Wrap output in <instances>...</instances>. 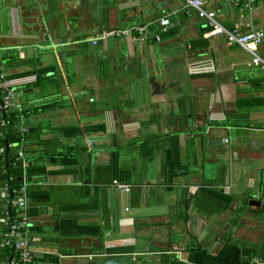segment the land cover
Returning <instances> with one entry per match:
<instances>
[{
    "label": "crops",
    "instance_id": "obj_1",
    "mask_svg": "<svg viewBox=\"0 0 264 264\" xmlns=\"http://www.w3.org/2000/svg\"><path fill=\"white\" fill-rule=\"evenodd\" d=\"M24 1L14 0L16 11L38 15L35 23L45 22L49 28L44 29V23L40 29L34 24L40 40L26 39L35 55H55V50L62 54L59 74L41 61L33 71H23L32 84L18 88L14 97L25 113L24 125L30 132L40 127L42 139L59 140L61 154L60 160L52 162L50 155L56 154V147L44 143L30 145V155H24L29 161L36 158L45 170L35 176L39 181L36 185L45 193L35 206L41 213L28 217L30 227L35 228L28 241L33 255L56 256L55 264H114L120 256L129 257V264H191L189 250L217 251L220 237L227 231L226 222L233 219L236 224L228 230L234 238L257 242L264 232V68L249 64L251 55L236 45H226L222 35H206L203 20L192 9L182 8L183 0H100L97 3L103 6L97 16V3L80 0L59 18V26L58 18H52L55 7L46 12V0ZM37 3L43 9L36 8ZM56 5L59 9L57 1ZM207 8L214 10L216 20L225 28L238 24L245 30L246 23L250 28L264 25V0H257L251 10L227 0H211ZM143 11L145 15L138 20ZM164 12H169L171 23L166 30L174 33L156 40V19ZM27 19L31 25L32 18ZM133 24L147 25L142 40L133 32L101 40L97 54L89 51V45L99 42L91 44L89 39L102 30ZM200 33L207 44L191 47ZM16 40L0 37V59L3 50L17 46ZM254 52L264 57V41ZM97 55H109V63L115 57L119 61L116 55H120L123 68L118 69L122 71L111 63L101 74ZM107 76H119L118 82L127 85L109 84L104 79ZM40 80L49 83L42 87ZM121 88L131 100L128 108L99 104ZM50 102L59 106L33 111ZM72 123H103L105 127L102 132L76 138L49 132L50 127ZM171 144L177 146L178 163L171 167L169 180L164 176L168 172L164 155ZM42 154L47 157L41 158ZM71 156L75 162L65 160ZM113 159L126 171L122 182L129 185L128 192L113 186L112 176L105 171ZM222 166L226 176L216 182ZM209 187L229 194L232 210L205 212L207 199L200 190ZM184 197L190 204L186 223L178 209ZM250 199L258 205H248ZM197 200L202 206L196 205ZM213 214L221 216L219 224L223 226L212 232ZM58 224L66 234L59 232ZM72 228L81 231L74 234L69 231ZM37 231L47 239L38 243ZM122 245L133 249L122 253L112 250Z\"/></svg>",
    "mask_w": 264,
    "mask_h": 264
},
{
    "label": "trees",
    "instance_id": "obj_2",
    "mask_svg": "<svg viewBox=\"0 0 264 264\" xmlns=\"http://www.w3.org/2000/svg\"><path fill=\"white\" fill-rule=\"evenodd\" d=\"M172 33H174V30L169 29L162 33L159 32L157 34L159 38H165L171 35ZM200 42H205L207 44V41L204 38H202L201 33L196 39L191 41V47H199V48L201 46L204 47L205 43L202 44ZM24 75H26V73L17 74V76H24ZM58 106L59 104L56 102L44 103L42 105L34 107L33 111L35 112L45 111V110L57 108ZM21 114L23 115L25 113L22 111ZM11 115L13 114H10L9 116ZM104 127L105 125L103 123H94L83 126H80L77 123H72L70 125L50 127L49 132L52 131L53 133L66 138H76L78 136L83 135L84 133H89L92 131L102 132L104 131ZM30 130L31 129L27 128L26 132L18 133L17 131L13 130L10 127H1L0 129V147H2V152L0 153V183L4 182L9 176L11 177L10 180H7L9 189L11 188L17 189L21 183L20 178L22 176H25V180H26L25 214L27 216V221L29 220L28 219L29 216H34L41 213L39 210L35 209L36 208L35 206H38L39 201L40 200L42 201L45 198V193L36 185L39 183V181L36 180L35 176L44 173L45 170L42 165L39 166L37 164L38 162L36 158L33 159L30 158L31 161H29L26 157H24L26 164L20 169V163L18 162H15V164L12 163V160L17 150H21L23 152V155L26 156V154H29L32 151V147H30L29 149L30 145L51 143L50 145L53 146V148L56 147V154L50 155L52 156L51 158L53 159L52 162H57L58 160L61 159L59 140L40 138L39 134H41V130H42L40 127H34L31 132ZM29 132L31 135L29 134ZM22 141L24 142V144L22 143ZM7 144H10V146H7ZM150 153L151 150H149V154ZM43 156L46 155L42 154L40 157L43 158ZM164 156H165L164 169H167L168 171L167 173L164 174V176L170 180L172 175L171 167L175 166L178 163L177 146L175 145L174 147L171 144L169 148L165 149ZM72 157L73 156L66 158L65 160L75 162L76 160L74 159V157L73 158ZM30 163L35 167L30 166ZM222 167L223 169L221 168L222 170H220L219 172L220 174L217 176L216 182H222V180L226 176L225 167L224 166ZM105 171L107 174H110L112 176L111 182L113 179H116L118 181H124V178H126V171L120 169L117 166L116 159H113V161H111L109 166H105ZM31 180H35V181L32 182ZM209 182L212 183L214 181L210 180ZM200 191L205 195L204 199H207L206 202L203 203L204 204L203 210L205 212L212 214L214 212H218L220 208H222V210L224 209L232 210L230 206L232 199L231 196L229 194H224L220 188L209 187V188H203ZM220 198H224V200L222 199L223 202L221 203L222 205H220ZM197 204H199V206L200 205L202 206V203H199L198 200L196 201V205ZM189 205L190 204L186 197L180 199L178 209L180 211L179 213L180 219L183 223L187 222ZM249 208L253 212L255 213L257 212L255 211V209H252L253 207L249 206ZM4 209H5V204L0 202V216H2ZM235 218H237V216ZM235 224H236V219H233L230 223V227ZM1 226L3 227V225H1L0 223V227ZM56 228L59 230L61 234H66L65 231L59 227V224L57 225ZM73 228L69 231L70 232L74 231L73 232L74 234L76 233L75 231H81L80 229L74 230ZM69 231L66 230V232ZM28 233L30 236L35 234L34 232L31 231H29ZM36 233L37 235L39 234L38 243H41L42 241L47 239V237H43V235L38 233V231ZM219 244L220 245L218 247V250L215 252H207L205 249L197 248V247L190 249L189 250L190 252L188 253L189 262L191 264H250V259L252 257H257L264 260V232L260 235V238L257 240V242H254L245 239L234 238L231 235V231L227 230L220 237ZM132 249L133 246L131 245H127V246L122 245V246H116L112 250H114V252L116 253H122V252H130L132 251ZM12 253H13V249L11 246H4L1 248L2 259L10 257ZM32 259H31L32 262L41 261L40 263H35V264H43V263L46 264V262H50V263L53 262L54 264L56 263V256H53L51 254H43L41 258H38L37 256L33 255ZM30 262L28 264H34Z\"/></svg>",
    "mask_w": 264,
    "mask_h": 264
},
{
    "label": "built area",
    "instance_id": "obj_3",
    "mask_svg": "<svg viewBox=\"0 0 264 264\" xmlns=\"http://www.w3.org/2000/svg\"><path fill=\"white\" fill-rule=\"evenodd\" d=\"M211 0H183L182 8H190L194 11L195 16L203 20L202 26L207 29L206 35L219 34L224 37L226 45H236L251 55L249 64L259 65L264 68V57L260 58L255 54V47L264 41V25L258 28H250L249 23L245 24V30H241L238 24H234L231 28L223 27L215 18L213 9L207 8ZM230 4L251 10L252 5L257 0H227ZM169 12H164L157 17L158 31L160 33L166 31L171 25L168 18ZM137 33L139 40L147 33L146 24H133L124 28H107L95 37L89 39L91 44L97 43L99 40L107 38H115L121 36H129L131 33ZM156 40L159 39L158 34L154 35ZM31 77L10 78L7 76L3 68L0 66V129L1 127H10L18 133L26 132L27 127L24 125L23 115L19 106L14 102L16 88L19 84L30 82ZM10 114H13L9 116ZM227 138L224 139V142ZM10 146V144H7ZM2 147H0V153ZM20 163V169L26 164L24 155L21 150H17L12 163ZM0 183V202L5 204L2 216H0V248L11 246L13 253L10 257L2 259L0 264H28L33 256V251L28 244L30 239L29 227L31 224L27 221L25 214L26 198H25V176L20 178L21 183L17 189H9L7 180ZM111 184L123 192L129 191V185L113 179ZM250 264H264V260L252 257Z\"/></svg>",
    "mask_w": 264,
    "mask_h": 264
},
{
    "label": "rangeland",
    "instance_id": "obj_4",
    "mask_svg": "<svg viewBox=\"0 0 264 264\" xmlns=\"http://www.w3.org/2000/svg\"><path fill=\"white\" fill-rule=\"evenodd\" d=\"M29 0H25L24 2L27 3ZM33 1L34 3L37 2V0H30ZM56 1L58 2V6L60 7L59 9L56 7ZM78 1L80 2V0H46L45 3V9L46 12L47 10H49L51 7H55L56 11L53 12L54 15H52L54 18L53 21L57 20L56 22V26H59L60 21L59 18L63 17L66 12L68 7H71V5H74V3H78ZM94 1L95 3L99 2L100 0H91ZM14 0H0V37L4 38L5 36H9L10 38L13 39H18L15 41V44L17 45L16 47H13L10 51H2V55H1V59H0V63L1 66L3 68V70L5 71V73H10V74H20L25 70H34L35 68L38 67L40 63V61L42 62V64L46 65L49 64L50 66H52L54 68V70H56V73H58V71L60 70V62H58L59 57L62 56L58 55L56 53L57 50H55V55H35L36 53L34 52V49L32 48V45H30V42L27 41V38H35L37 40H40V25L42 23H44L43 27L44 29L48 30V26L47 23L45 22H41L39 24H37L39 22V20H37L38 15H33L30 14L27 15L26 13H22L21 10H19L20 12L16 11L15 7H17L14 3ZM40 4L37 3V7L36 8H41L38 7ZM96 6V10H95V15L97 16L99 15V7L103 6L100 3H97ZM43 9V8H41ZM44 9V10H45ZM150 12V11H149ZM152 12V11H151ZM154 12V11H153ZM101 15V13H100ZM145 15V12L143 11L141 13V15L138 14V20H141V17H143ZM30 16L31 21L33 22L30 25V22L28 21V17ZM34 18L36 21H34ZM47 18V17H46ZM72 17L70 16V19ZM69 19V20H70ZM37 22V23H35ZM34 24H37L36 27H38L39 29H34ZM59 28V27H58ZM57 38V37H56ZM217 38V37H216ZM58 39V38H57ZM55 39V40H57ZM161 39V38H160ZM1 43V41H0ZM101 40H99L97 46L92 47L91 45L88 46L89 51L93 52L95 54H97V49L99 48V45L101 44ZM157 45H154V53L157 55L158 54V49L156 48ZM63 49L66 48V46L62 47ZM101 48H99L100 50ZM88 51V53H90ZM23 53V56L21 57L20 53ZM120 55H124L125 52H119ZM91 54V53H90ZM94 55V54H93ZM120 55H116L119 59V61L117 60V58L115 57V60L113 62L108 61L109 58H111L109 55H97V66L94 64L93 67H97L100 71L101 74H104V72H106L107 70V65L114 63L117 70L119 72H121L122 70H119L118 68H123V64H122V59L123 57H120ZM90 56L86 55L85 58H88ZM92 58V57H90ZM84 59V58H83ZM81 59L79 61L80 64L83 65L84 60ZM99 60V62H98ZM92 61L93 58H92ZM238 68V67H237ZM236 68V69H237ZM103 77V75L101 76V78ZM34 79V78H33ZM104 79L106 80V82H109V84H114L116 86H125L127 85V82H118L117 79H121V77L116 76H107L104 77ZM48 80H40V86L45 87L46 83ZM32 83H29L27 85H31ZM26 84H22L21 86H19L18 88L20 89L22 86H24ZM128 89V88H127ZM15 97V96H14ZM99 104L101 105V101L103 104H114V106H118L122 105V107H126L128 108V106L131 104V100H127V95L126 93L123 91V89L121 88L119 92H115V94L110 95L109 93V99H101L99 100ZM121 108V107H119ZM221 217V216H220ZM220 217L218 218V214L216 215H211V227H212V232L213 229H220L221 225L223 226V224H219L222 222V220L220 219ZM226 222V221H225ZM230 222L228 221V223L226 222V224H228L227 227H225V230H233L232 227H230ZM217 232V231H215ZM214 232V234H215ZM213 234V233H212ZM210 237H207V239ZM185 239V238H184ZM186 240V239H185ZM130 260L129 257L126 256H120L118 257L116 260H114V264H129Z\"/></svg>",
    "mask_w": 264,
    "mask_h": 264
},
{
    "label": "water",
    "instance_id": "obj_5",
    "mask_svg": "<svg viewBox=\"0 0 264 264\" xmlns=\"http://www.w3.org/2000/svg\"><path fill=\"white\" fill-rule=\"evenodd\" d=\"M20 55H21V54H20ZM21 56H22V55H21ZM247 203H248V205H252V206H253V205H254V206L258 205V201L254 200V199H250V200H248ZM29 230H30V231H34L35 228H34V227H30ZM31 245H32V243H31Z\"/></svg>",
    "mask_w": 264,
    "mask_h": 264
},
{
    "label": "clouds",
    "instance_id": "obj_6",
    "mask_svg": "<svg viewBox=\"0 0 264 264\" xmlns=\"http://www.w3.org/2000/svg\"><path fill=\"white\" fill-rule=\"evenodd\" d=\"M8 77H10V78H22V77H28V76H26V75H24V76H9V75H7ZM30 77V76H29ZM29 83H32V81H30V82H26V83H22V84H29ZM22 84H19L18 86H17V88H16V90L18 89V87L19 86H21ZM20 108V107H19ZM20 112H22V109L20 108ZM24 118V117H23ZM27 127V126H26ZM120 182H122V181H120ZM30 228V227H29Z\"/></svg>",
    "mask_w": 264,
    "mask_h": 264
}]
</instances>
